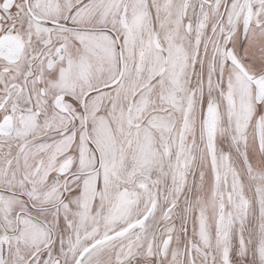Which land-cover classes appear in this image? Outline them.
Returning <instances> with one entry per match:
<instances>
[{
    "label": "snow or ice",
    "instance_id": "6c2138e0",
    "mask_svg": "<svg viewBox=\"0 0 264 264\" xmlns=\"http://www.w3.org/2000/svg\"><path fill=\"white\" fill-rule=\"evenodd\" d=\"M0 264H264V0H0Z\"/></svg>",
    "mask_w": 264,
    "mask_h": 264
}]
</instances>
